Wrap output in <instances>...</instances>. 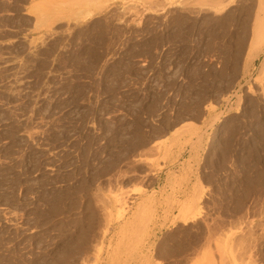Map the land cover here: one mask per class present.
Instances as JSON below:
<instances>
[{
  "label": "rangeland",
  "instance_id": "1",
  "mask_svg": "<svg viewBox=\"0 0 264 264\" xmlns=\"http://www.w3.org/2000/svg\"><path fill=\"white\" fill-rule=\"evenodd\" d=\"M0 264H264V0H0Z\"/></svg>",
  "mask_w": 264,
  "mask_h": 264
},
{
  "label": "bare ground",
  "instance_id": "2",
  "mask_svg": "<svg viewBox=\"0 0 264 264\" xmlns=\"http://www.w3.org/2000/svg\"><path fill=\"white\" fill-rule=\"evenodd\" d=\"M259 56H257V58L255 57V59L252 61V64L255 65L256 64V61L258 59Z\"/></svg>",
  "mask_w": 264,
  "mask_h": 264
}]
</instances>
